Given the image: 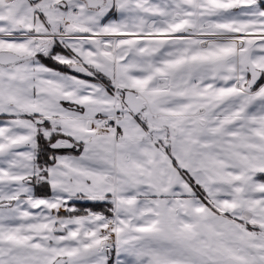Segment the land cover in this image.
Wrapping results in <instances>:
<instances>
[{"label":"snow or ice","instance_id":"6c2138e0","mask_svg":"<svg viewBox=\"0 0 264 264\" xmlns=\"http://www.w3.org/2000/svg\"><path fill=\"white\" fill-rule=\"evenodd\" d=\"M0 264H264V0H0Z\"/></svg>","mask_w":264,"mask_h":264}]
</instances>
